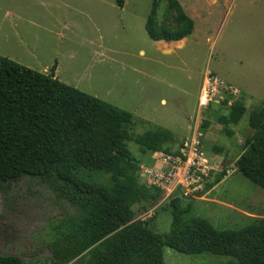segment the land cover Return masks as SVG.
<instances>
[{
	"label": "rangeland",
	"instance_id": "obj_1",
	"mask_svg": "<svg viewBox=\"0 0 264 264\" xmlns=\"http://www.w3.org/2000/svg\"><path fill=\"white\" fill-rule=\"evenodd\" d=\"M151 3L125 0L118 7L115 0H0V55L35 68L56 63L59 80L129 110L131 132L157 125L170 129L177 136L173 150L184 139L186 125L200 114L202 122H209L203 149L210 159L215 155L223 159L228 172L207 194L193 200L190 215L207 218L217 229H237L264 218V189L235 168L244 139L252 133L248 114L264 102V0L194 2L197 12L210 21L204 25L208 39L188 45L183 53L197 51L183 56L184 62L174 53L161 55L152 45L144 28ZM164 8L162 0L161 13ZM207 70L244 94V114L237 124L226 126L236 132L234 138L218 121L228 113L226 106L214 103L199 112L198 93ZM127 145L141 156L136 143L128 140ZM83 171L92 177L104 173ZM74 211L39 177L23 175L0 182V254L17 255L25 264H46L52 224ZM153 212L152 229L168 231L170 210L160 200L136 218L149 219ZM230 259L163 248L164 264H226Z\"/></svg>",
	"mask_w": 264,
	"mask_h": 264
},
{
	"label": "trees",
	"instance_id": "obj_2",
	"mask_svg": "<svg viewBox=\"0 0 264 264\" xmlns=\"http://www.w3.org/2000/svg\"><path fill=\"white\" fill-rule=\"evenodd\" d=\"M160 1L152 0L146 16L147 36L177 41L189 35L193 20L179 1L163 0L159 20ZM124 2L115 0L118 7ZM54 67L43 73L0 55V182L39 177L75 208L52 224L46 264H164V247L189 255H227L226 264H264V218L237 229H217L207 218L190 215L194 198L178 196L164 201L171 215L168 231L150 226L156 212L149 219L136 218L162 194L141 183L143 164L127 141L142 152L177 154L174 133L162 126L131 132L129 110L59 80ZM242 94L230 104L227 99L220 103L228 108L218 117L227 136L232 132L226 126L237 124L246 110ZM247 124L252 133L244 139L235 168L264 189V102L249 112ZM201 125L204 131L209 122ZM224 166L206 189L223 179ZM83 169L104 173L92 177ZM103 176L108 183L101 181ZM0 264L25 261L0 254Z\"/></svg>",
	"mask_w": 264,
	"mask_h": 264
},
{
	"label": "built area",
	"instance_id": "obj_3",
	"mask_svg": "<svg viewBox=\"0 0 264 264\" xmlns=\"http://www.w3.org/2000/svg\"><path fill=\"white\" fill-rule=\"evenodd\" d=\"M240 94V89L207 70L203 74L198 94L199 112L202 108L206 110L211 104H220L225 99L227 104H230ZM200 117L199 114L192 120L189 134L174 149L177 154L155 152L153 158L160 161L162 166L142 165L141 183L159 188L162 194L161 202L173 196L185 199L202 196L209 190L206 189L207 184L213 181L216 173L222 171V168L218 167L203 149L204 135Z\"/></svg>",
	"mask_w": 264,
	"mask_h": 264
},
{
	"label": "crops",
	"instance_id": "obj_4",
	"mask_svg": "<svg viewBox=\"0 0 264 264\" xmlns=\"http://www.w3.org/2000/svg\"><path fill=\"white\" fill-rule=\"evenodd\" d=\"M178 1L181 4V6L183 7L185 13L193 20V30H192V32L189 35H187L186 37H183L182 39L177 40V41L152 40L150 38L149 39L152 41V45H154L155 48L159 50V53L161 55L174 53V54H176V56L178 58L181 59L182 62H184L185 59H184L183 56L193 55L197 51L195 49L190 48L186 53H183V51L186 50L188 45H190L192 43H193V45H195V44L196 45H201L203 39H205V40L208 39V36H206V33L204 32V29L206 28V27H204V25H206L210 21L206 17H202L197 12L194 2H199V0H193L194 2L192 0H178ZM216 1L217 0H207L208 3H212V2H216ZM162 16H163V11L161 13V11H160V3H159L158 9H157V17H158L159 20H161ZM196 18L198 19V21H197ZM200 33H202V36L200 35ZM37 50H38V47H37L36 51ZM138 53L141 54V55H144V50L143 49H139ZM154 61H156V59ZM157 62H160V58L157 60ZM24 66H27V67L32 68L34 70H37L39 72L47 73L52 65H48L47 64V65H45L43 67H40V68L31 67L30 65H24ZM57 68H58V65H56V63H55L53 74H54V77L59 79V77L57 76ZM161 102H164V99H161ZM142 118L147 119V116H143ZM157 126H159V125H157ZM182 126L183 125H180V126H178V128L181 129ZM184 130L186 132L181 136L182 139L185 138L189 134V132H190V123L188 125H186ZM205 132L206 131L202 130L203 135L205 134ZM231 132H232V134L230 136H228L230 139L234 138L235 135H236V132L234 130H231ZM175 137L177 138V136H175ZM222 149H223V147H222ZM223 151H225V149ZM140 152L142 153V154H140L142 157L138 156V155H136L134 153L133 154L136 155L139 158V160L141 161V164H143L144 166H149V167H153V166L160 167V166H162V163L160 161L153 159V156H154L155 152H149V151H146V152L145 151L144 152L140 151ZM213 157H214V155H213ZM213 161L218 164V167H220V166L223 167V165L225 164L223 159L218 158L216 155L213 158ZM207 192H206V194H207ZM199 198H202V197H199Z\"/></svg>",
	"mask_w": 264,
	"mask_h": 264
}]
</instances>
